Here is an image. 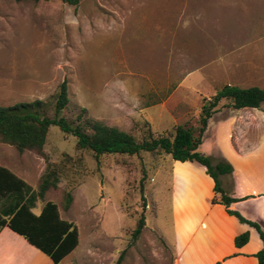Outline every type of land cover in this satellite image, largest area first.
<instances>
[{
    "label": "rangeland",
    "instance_id": "1",
    "mask_svg": "<svg viewBox=\"0 0 264 264\" xmlns=\"http://www.w3.org/2000/svg\"><path fill=\"white\" fill-rule=\"evenodd\" d=\"M63 81L68 103L57 116L73 126L97 121L138 142L149 132L169 136L178 125L196 132L202 100L223 85L264 89V0H81L76 6L0 0V106L38 100L54 118ZM232 135L241 146L264 139V105L233 110L222 100L199 151L230 160ZM75 144L53 125L45 158L0 142V166L32 185L35 161L64 166L50 197L62 207L65 194H73L70 211L61 212L76 222L80 244L60 264H116L120 255V264H175V161L140 152L104 155L97 164ZM259 148L253 163L264 174V144ZM174 167L178 182L188 183L193 173L197 189L204 188L200 170ZM183 187L189 191L190 183ZM140 217L145 226L133 240Z\"/></svg>",
    "mask_w": 264,
    "mask_h": 264
},
{
    "label": "trees",
    "instance_id": "2",
    "mask_svg": "<svg viewBox=\"0 0 264 264\" xmlns=\"http://www.w3.org/2000/svg\"><path fill=\"white\" fill-rule=\"evenodd\" d=\"M16 2H48L51 0H15ZM69 6H76L81 0H60ZM222 100L229 102L233 110L261 109L264 105V89L259 87L241 88L230 84L223 85L210 99H203L199 127L195 132L191 127L178 125L169 136H157L149 132L148 138L138 142L124 131L105 126L97 121L87 120L85 127L80 124L71 125L58 113L68 103L66 82L59 85L55 96L54 118L41 112L42 101L19 103L11 107L0 106V142L12 146L17 152L35 151L45 158L43 147L50 126H57L64 135L76 138L75 148L78 151L89 150L99 163L104 155L119 154L133 156L140 152H163L175 162H196L205 168V172L213 180V192L219 200L213 198L211 204L224 206L228 215L234 216L240 223L254 228L262 241V249L255 254L257 264H264V230L258 223L246 220L239 213L229 209L230 204L239 199L229 197L221 186L220 176L232 173L230 164L223 160L214 161L208 155L199 151L202 135L206 130L208 120L217 112ZM70 160L71 157H66ZM64 166L61 163H49L38 182L36 193L13 175L8 169L0 166V199H6L8 205L0 210V230L9 228L22 236L29 244L46 254L54 264H60L65 256L74 250L78 244L77 228L67 221L61 220L58 208L48 202L38 216L30 209L36 198H43L45 193L58 188ZM63 209L67 210L72 203L70 193L65 194ZM144 218L140 217L131 238L136 240L145 226ZM248 241V233H243L234 239V245L241 247ZM122 255L116 264H120ZM220 264V263H217Z\"/></svg>",
    "mask_w": 264,
    "mask_h": 264
},
{
    "label": "crops",
    "instance_id": "3",
    "mask_svg": "<svg viewBox=\"0 0 264 264\" xmlns=\"http://www.w3.org/2000/svg\"><path fill=\"white\" fill-rule=\"evenodd\" d=\"M233 139L232 135V152L235 154L232 159L217 157L215 152L207 155L223 160L232 167L231 174L220 176L221 186L225 193L229 197L239 199L230 204L229 209L239 213L246 220L260 224L264 230V174L257 173L253 163V155L256 154V151L261 150L259 147L264 144V139L258 140L251 146H241L239 143H234ZM34 163L36 172L38 170L37 177L28 179L33 185L23 180L21 177L25 176L22 174H15L18 173L17 171L9 167H2L24 181L31 192L36 193L39 179L44 173L45 167H41L38 161ZM177 163L187 164L191 166V170L195 168L200 170L204 188L197 189L195 175L192 173L188 180L190 189L186 191L183 185L188 183H180L176 180L175 162H173L171 215L175 264H257L255 254L262 249L263 244L256 230L247 224L240 223L234 216L228 215L224 206L210 203L213 198L219 200V196L213 192V180L204 174V167L196 162L177 161ZM35 167H33L34 170ZM7 202L6 199H0V210L8 205ZM48 202L57 206L61 220L73 224L78 231V244L63 258L62 263L78 248L80 244L79 230L73 219L62 215L61 209L63 208L50 197V191L46 192L43 198H36L30 211L38 216ZM70 209L67 210L70 211ZM243 233H248V241L243 246L236 247L234 239ZM0 264L54 263L22 236L4 227L0 230Z\"/></svg>",
    "mask_w": 264,
    "mask_h": 264
}]
</instances>
